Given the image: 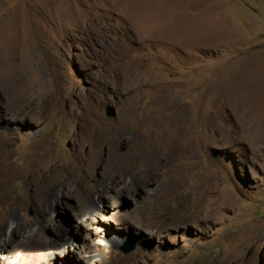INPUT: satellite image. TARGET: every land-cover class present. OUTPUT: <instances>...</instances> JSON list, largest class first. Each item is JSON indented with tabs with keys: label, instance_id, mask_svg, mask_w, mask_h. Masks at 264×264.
I'll list each match as a JSON object with an SVG mask.
<instances>
[{
	"label": "rangeland",
	"instance_id": "374dc122",
	"mask_svg": "<svg viewBox=\"0 0 264 264\" xmlns=\"http://www.w3.org/2000/svg\"><path fill=\"white\" fill-rule=\"evenodd\" d=\"M262 89L264 0H0V130L16 167H72L42 225L94 264H264ZM78 200L126 222L84 235Z\"/></svg>",
	"mask_w": 264,
	"mask_h": 264
},
{
	"label": "bare ground",
	"instance_id": "6f19581e",
	"mask_svg": "<svg viewBox=\"0 0 264 264\" xmlns=\"http://www.w3.org/2000/svg\"><path fill=\"white\" fill-rule=\"evenodd\" d=\"M0 139H3V142L0 144V264H49L58 253L63 252H70V254L72 252V255L76 256L78 260H84V264H94L93 258L98 255V250L91 243V239L87 245L80 246L78 252H76V249H71L66 243L46 237L42 225L44 217L51 214L57 208L59 202L64 201V199L66 200V198L74 194V189L70 187V180L67 177L69 171H74L72 167L66 163H62L55 169L50 170L40 167V171L36 173L31 171V168L25 166L18 168L11 158L13 156L12 151L14 150H12L14 141L12 134L0 130ZM75 171L78 172L77 170ZM80 171V179L76 183V189H83L87 186L85 184H88L92 178L93 171H90V168L88 171L83 170V168ZM31 172H33V175ZM56 186L63 188L58 195L54 191ZM107 198L111 200L113 196L108 195ZM31 205L36 207L39 214L35 223L34 221H27L23 217L26 209ZM73 205L66 204L65 207H67L66 209L70 213H74L76 218L80 219V217H77L78 215L81 217L85 215L80 222L74 221V228L83 227L84 235H86L85 232L87 230L90 234L97 235L100 233L98 230L92 228V223L102 221L108 229L113 231L114 225L126 222L123 218L115 219L114 215H119L118 213L104 216L90 203L83 204L78 200V203H74ZM72 207L75 208V212ZM59 224H56L57 230L55 231V235L53 234L56 238H60L66 234L65 229L63 231L62 226ZM34 225L37 228L35 234L31 235L30 232ZM34 242L39 243L41 248L37 254L31 255L29 252L31 244ZM19 246H22L23 249L17 263H15L12 259ZM86 250L90 252L89 255H85ZM109 252H113V249L111 248ZM221 262L222 264H226L224 261Z\"/></svg>",
	"mask_w": 264,
	"mask_h": 264
},
{
	"label": "water",
	"instance_id": "95a60500",
	"mask_svg": "<svg viewBox=\"0 0 264 264\" xmlns=\"http://www.w3.org/2000/svg\"><path fill=\"white\" fill-rule=\"evenodd\" d=\"M130 249H126L125 252H128Z\"/></svg>",
	"mask_w": 264,
	"mask_h": 264
}]
</instances>
